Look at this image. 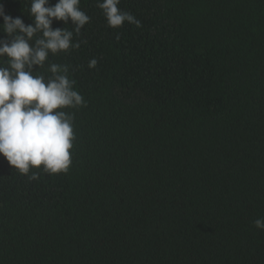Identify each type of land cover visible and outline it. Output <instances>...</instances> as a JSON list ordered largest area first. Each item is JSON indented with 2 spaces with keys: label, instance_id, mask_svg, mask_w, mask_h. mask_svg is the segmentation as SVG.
Segmentation results:
<instances>
[{
  "label": "trees",
  "instance_id": "obj_1",
  "mask_svg": "<svg viewBox=\"0 0 264 264\" xmlns=\"http://www.w3.org/2000/svg\"><path fill=\"white\" fill-rule=\"evenodd\" d=\"M79 7L80 48L35 68L86 101L72 164L32 181L0 155V264H264V0H120L142 26L118 29Z\"/></svg>",
  "mask_w": 264,
  "mask_h": 264
},
{
  "label": "clouds",
  "instance_id": "obj_2",
  "mask_svg": "<svg viewBox=\"0 0 264 264\" xmlns=\"http://www.w3.org/2000/svg\"><path fill=\"white\" fill-rule=\"evenodd\" d=\"M120 0H97L108 26L120 28L125 22L141 27V22L131 13L122 11ZM80 0H31L30 16L34 24L25 25L20 17L5 14L0 3V18L6 39H0V155L9 165L29 180L40 178L41 169L49 175L67 173L72 159L74 114L64 109L85 107L86 101L75 90V80L68 76L67 66L48 63L46 71L51 76L35 70L45 68L49 55L79 49L81 42H73L74 34L90 22V17L80 9ZM72 22L68 28L53 29L54 21ZM119 38V36H117ZM86 43V41H84ZM6 58V60L4 59ZM98 60L93 58L88 67L95 69ZM254 225L264 230V217Z\"/></svg>",
  "mask_w": 264,
  "mask_h": 264
}]
</instances>
